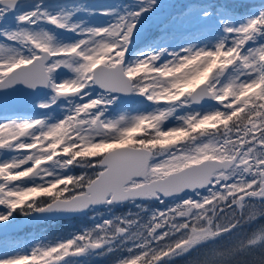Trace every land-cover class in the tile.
<instances>
[{
  "label": "snow or ice",
  "instance_id": "6c2138e0",
  "mask_svg": "<svg viewBox=\"0 0 264 264\" xmlns=\"http://www.w3.org/2000/svg\"><path fill=\"white\" fill-rule=\"evenodd\" d=\"M135 3L91 27L72 19L78 8L0 0V99L22 87L50 90L38 108L64 101L51 123L0 117V230L17 216L163 205L25 242L0 252V264H85L111 253H123L112 264H164L210 241L220 244L192 264H251L244 256L264 253V7L240 24L220 20L224 36L211 48L153 47L128 62L138 19L156 0ZM180 16L169 23L207 27L211 13ZM45 24L79 38L62 43ZM124 97L157 107L110 115Z\"/></svg>",
  "mask_w": 264,
  "mask_h": 264
},
{
  "label": "rangeland",
  "instance_id": "374dc122",
  "mask_svg": "<svg viewBox=\"0 0 264 264\" xmlns=\"http://www.w3.org/2000/svg\"><path fill=\"white\" fill-rule=\"evenodd\" d=\"M210 1L211 0H186V3L182 7H180L178 4L177 6L173 7L175 0H156L155 7L148 12L143 13L138 19L136 30H134L128 52L126 53V60L128 62H132L138 57L140 53L153 47H165L169 50H178L181 47H187L189 45H193L195 47L211 48L224 36L223 28L219 22L220 20L232 23L233 25L240 24L244 22L246 17L256 15L258 9L264 7V2L255 3L249 4L244 9L241 7L239 11L236 6H233L238 3L237 1L217 0L220 1L219 4ZM214 6L215 8H213ZM42 7L52 12H55L60 7H63L65 10L78 8L81 10L77 11L72 17L74 21H83L86 25L91 27H105L112 23L116 16L123 13L126 8H135L136 3L135 0H43ZM105 9L113 11L110 15L99 14V10ZM191 9H206L211 13V17L205 18L204 20V24L207 25V27H200L196 24L189 26L180 23H169L171 20H181L182 17L180 14ZM225 9L227 10L226 14ZM84 10L96 11L94 14H89L88 11ZM233 10H236V12L234 13ZM218 11L220 13L219 16L217 15ZM160 15H162V19L152 26V18ZM43 27L45 30L53 32L56 38L62 43H71L73 40L79 38L73 33L53 28L51 25L45 24ZM166 58L167 57L165 56H161L157 63H163ZM69 75L70 74L68 72H64L63 74L59 75L57 79L63 80ZM49 95H51V92L50 90L46 89L39 101L34 102V104L32 103L33 105H26L24 109L20 110L21 112L17 113H14L13 106L11 104H5L0 110V117H18L21 119L40 118L46 119L48 123L57 121L63 118V100H58L57 103L50 109H41L36 106L41 102H46ZM154 107L157 106L147 101L144 97H135L134 101L129 105H124L121 102L114 104L109 110V114L119 115L122 111H126L128 114H136L140 112L147 113L152 111ZM171 122L172 121H169V123ZM169 202L175 203V200L173 198L170 200H165V204ZM136 204H141L147 209L163 207V205L158 204L156 201H132L123 204L126 205L123 207L124 213L129 211L137 212L138 209L135 207ZM112 215L114 214L111 208H108L102 214L97 212L92 213L85 219V221H91L89 226H82V220H79L78 222L65 221V224L67 227H69L70 231L63 236H67L72 232H79L82 228L91 227L94 222L99 223L101 220L107 219ZM20 231L21 232H18L14 236H6L3 239H0V252L16 251L18 250V245L22 247L25 242H29L40 237L52 238L53 236H59L46 232H44V234H39V231L37 230L29 231L27 233H22V230ZM118 255H123V253H111L101 257L94 256L82 259H85V264H112Z\"/></svg>",
  "mask_w": 264,
  "mask_h": 264
},
{
  "label": "water",
  "instance_id": "95a60500",
  "mask_svg": "<svg viewBox=\"0 0 264 264\" xmlns=\"http://www.w3.org/2000/svg\"><path fill=\"white\" fill-rule=\"evenodd\" d=\"M240 1H261V0H240ZM162 16L156 17L154 18V22H158L160 21V19ZM46 89H37V90H28V89H24L22 87H19L17 91L12 92L10 91L6 96H4L2 99H0V109L7 103H13L15 109H20L22 108L24 105H30L34 102H36L37 100H39V98L42 96V94L45 92ZM133 100V98H129V97H124L121 99L122 102L125 103H130ZM209 105H204L203 107H207ZM128 201H124L122 203H125ZM120 204V203H118ZM117 205V204H116ZM104 205H96L93 208H101ZM88 209L79 212V213H70V214H48V215H34L28 219H30L32 222H41L43 220H47V219H52V220H56V219H69V218H73L76 216H79L82 213H85ZM27 219V220H28ZM24 217H21L19 219H17V226L14 228H10L7 232V234L12 233L16 230H18L21 227H24L27 221ZM4 235H6V233L3 230H0V237H3Z\"/></svg>",
  "mask_w": 264,
  "mask_h": 264
},
{
  "label": "trees",
  "instance_id": "16d2710c",
  "mask_svg": "<svg viewBox=\"0 0 264 264\" xmlns=\"http://www.w3.org/2000/svg\"><path fill=\"white\" fill-rule=\"evenodd\" d=\"M115 214L116 215H122V208L116 207L115 208ZM20 216H17L19 218ZM30 227L34 228H42L46 233L53 234V235H65L67 233L68 228L65 224H63L60 221H45L40 224H30V226H27L26 230H28ZM219 241H210L207 244L200 245L197 250H193L190 253H187L182 256H177L174 259H169L164 262V264H192L193 260L199 261L204 257L205 251L207 249H210L213 246H219ZM237 261L239 260V257L235 258ZM245 260L251 261V264H264V253H261V251L256 250L254 254H250L247 256H244ZM229 264H232V261H229Z\"/></svg>",
  "mask_w": 264,
  "mask_h": 264
}]
</instances>
